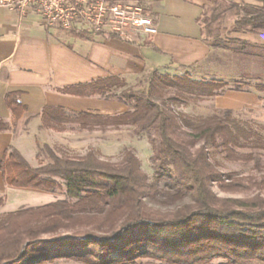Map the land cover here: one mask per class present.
I'll use <instances>...</instances> for the list:
<instances>
[{
  "label": "trees",
  "instance_id": "trees-1",
  "mask_svg": "<svg viewBox=\"0 0 264 264\" xmlns=\"http://www.w3.org/2000/svg\"><path fill=\"white\" fill-rule=\"evenodd\" d=\"M255 1L260 4H230L237 11L230 28L214 26L220 16L216 12L206 17L203 11L198 18L204 41L217 51L206 61L214 55L220 62L223 56L234 58L238 64L233 69L223 66L215 76L196 78L191 67H185L177 75L154 71L140 86L109 76L60 88L77 96L117 99L127 111L103 115L46 106L40 115L42 127L56 131L76 125L104 131L131 127L154 145L150 159L154 174L150 179L132 148L112 161L95 150L62 155L43 143L49 160L33 166L10 145L0 165L8 186L62 191L65 198L0 216V264H55L60 259L83 264H264V196L221 197L213 190L214 185L227 193L264 189V177L224 174L211 161L209 149L228 160L259 163L262 155H240L237 150H264L259 129L264 123L257 127L242 122L232 109L197 117L174 108L176 102L201 101L228 90L264 91V83L253 86L246 80L261 75L253 76L245 67L249 61L264 66V44L232 37L264 34V0ZM20 96L19 91L5 95L15 121L27 110ZM8 129L0 116V132ZM187 196L192 201L165 211L146 200L172 205ZM4 203L0 192V207ZM215 259L222 261L212 263Z\"/></svg>",
  "mask_w": 264,
  "mask_h": 264
},
{
  "label": "crops",
  "instance_id": "crops-1",
  "mask_svg": "<svg viewBox=\"0 0 264 264\" xmlns=\"http://www.w3.org/2000/svg\"><path fill=\"white\" fill-rule=\"evenodd\" d=\"M128 1L149 6L158 29L155 35L124 38L69 33L47 26L35 10L20 15L0 7V116L10 125V129L0 132V165L10 145L25 156L22 140L26 135L33 134L28 143L31 155L37 154L40 139L50 144L49 138L55 132L42 127L40 116L46 106L103 115L127 111V106L117 99L77 96L60 88L109 76L121 77L129 86H138L154 71L177 75L185 67H191L196 75L203 69L224 68L218 65L220 61L215 55L206 68L202 67L208 56L217 55L204 41L202 24L198 22L209 0ZM242 35L246 37L239 38L264 44V38H251L254 35L251 33ZM12 91L21 92V102L27 107L17 121L5 103V95ZM212 99V106L217 109L238 111L264 106L262 92L254 87L247 91L228 90ZM5 188L0 168V192Z\"/></svg>",
  "mask_w": 264,
  "mask_h": 264
},
{
  "label": "rangeland",
  "instance_id": "rangeland-1",
  "mask_svg": "<svg viewBox=\"0 0 264 264\" xmlns=\"http://www.w3.org/2000/svg\"><path fill=\"white\" fill-rule=\"evenodd\" d=\"M244 2L255 5L260 4L255 0H209L208 3L204 6V13L206 17H210L212 16L213 12H216V14L220 16L215 20L214 26L230 28L232 27L234 20L237 17V11L233 8H229L230 4H242ZM251 34H254L250 36L254 39L261 40L264 38V34L262 33ZM236 36L246 37L242 34L232 35V37ZM220 53L222 52L220 51ZM207 62L209 64V61H206L205 66L202 67L206 68L208 66ZM243 63L244 62H242L241 65ZM219 64H223V66L233 69L237 66L238 61L234 58L229 59L228 57L223 56L221 58V62H218V65ZM245 67H247L248 71L250 70V72H252L253 76L256 74L261 75L260 79H257L256 77L246 78V80H248L253 86L256 85L258 82L264 83V66L262 64H259V62L256 63L254 61H249L245 62ZM200 73L201 74L194 75V77L210 78L212 76H215L213 68L203 69ZM144 83L142 84V86L144 85ZM262 96L264 97V91L262 92ZM212 100V98H205L201 101L176 102L174 103V108L179 112H185L193 116H206L214 113L217 110H220L212 106ZM233 111H235L234 115L238 117V119H240L242 122H251L252 125H255L257 127L263 125L264 123V106L258 109H243ZM46 129L55 132L52 133V136L49 138V145L52 146L58 153L62 155H84L89 150H95L97 154L102 158L109 159L112 161H118L119 159H121L125 148H132L138 155L141 161L142 168L144 171L147 172L150 179L154 174V169L150 160L151 156L154 153V145L147 136H137L134 133L133 128L131 127H122L121 129H109L105 131L99 129L81 130L78 128V125L74 126L73 128H70L69 126V128H67L65 131H56L54 129L49 128ZM259 129H261L264 134V129ZM32 135L33 134L26 136L24 135L25 137L22 140L24 147L22 148H24V154L26 158L30 159L32 165L38 166L41 162H47L49 159L46 152L42 151L41 146L43 145L42 142H44V140L42 139H40L41 142L37 145V154L34 155L32 153L31 155V146H29L28 143H31ZM209 149L211 161L224 174L235 177H254L257 179H261L264 177V150H237L240 155H247L250 152L262 155L260 162L256 163L255 161L245 162L228 160L224 157L223 154L215 151L212 147H209ZM213 190L217 193V195L221 197L243 198L255 195L256 193H260L264 196V189H253L246 192L227 193L221 191L217 185H214ZM2 194L5 197V203L0 207V216L6 212L14 211L22 207L38 206L48 202H52L57 199L65 198V195L62 191H58L57 193H51L44 190H36L31 188H15L8 186L7 184L5 190L2 191ZM146 200L150 206L165 211L174 210L180 204L192 201V198L190 196H187L182 201H179L178 203L172 205H160L158 203L150 201L149 199ZM221 261V259H215L212 263H218ZM55 264L83 263L77 262L75 260L60 259L56 261Z\"/></svg>",
  "mask_w": 264,
  "mask_h": 264
},
{
  "label": "built area",
  "instance_id": "built-area-1",
  "mask_svg": "<svg viewBox=\"0 0 264 264\" xmlns=\"http://www.w3.org/2000/svg\"><path fill=\"white\" fill-rule=\"evenodd\" d=\"M20 15L35 10L47 26L63 31L133 37L158 32L149 6L128 0H0Z\"/></svg>",
  "mask_w": 264,
  "mask_h": 264
}]
</instances>
